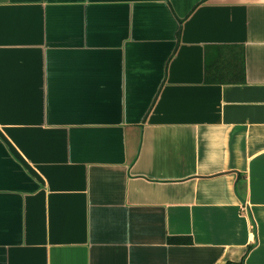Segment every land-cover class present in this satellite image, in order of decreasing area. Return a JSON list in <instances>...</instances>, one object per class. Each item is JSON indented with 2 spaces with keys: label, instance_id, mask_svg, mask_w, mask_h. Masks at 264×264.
<instances>
[{
  "label": "crops",
  "instance_id": "obj_1",
  "mask_svg": "<svg viewBox=\"0 0 264 264\" xmlns=\"http://www.w3.org/2000/svg\"><path fill=\"white\" fill-rule=\"evenodd\" d=\"M0 264H264V0H0Z\"/></svg>",
  "mask_w": 264,
  "mask_h": 264
},
{
  "label": "trees",
  "instance_id": "obj_2",
  "mask_svg": "<svg viewBox=\"0 0 264 264\" xmlns=\"http://www.w3.org/2000/svg\"><path fill=\"white\" fill-rule=\"evenodd\" d=\"M173 243H183L185 242L186 240H183V239H172L171 240ZM187 242V241H186Z\"/></svg>",
  "mask_w": 264,
  "mask_h": 264
}]
</instances>
